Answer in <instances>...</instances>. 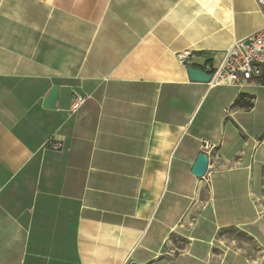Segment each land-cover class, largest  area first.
Segmentation results:
<instances>
[{"label":"crops","instance_id":"obj_1","mask_svg":"<svg viewBox=\"0 0 264 264\" xmlns=\"http://www.w3.org/2000/svg\"><path fill=\"white\" fill-rule=\"evenodd\" d=\"M263 25L257 0H0V264H264V83L187 74Z\"/></svg>","mask_w":264,"mask_h":264},{"label":"built area","instance_id":"obj_2","mask_svg":"<svg viewBox=\"0 0 264 264\" xmlns=\"http://www.w3.org/2000/svg\"><path fill=\"white\" fill-rule=\"evenodd\" d=\"M264 5V0H257ZM189 50L178 54L182 61L190 55ZM264 68V25L244 39L235 41L224 52L219 64L210 70L211 77L207 82L209 87L218 85H241L244 82L259 78ZM83 97L75 96L71 104V110H75L82 102ZM47 148L57 150L61 147L59 142L53 141L52 137L45 142ZM212 146L204 143L203 150Z\"/></svg>","mask_w":264,"mask_h":264},{"label":"water","instance_id":"obj_3","mask_svg":"<svg viewBox=\"0 0 264 264\" xmlns=\"http://www.w3.org/2000/svg\"><path fill=\"white\" fill-rule=\"evenodd\" d=\"M187 74L191 81L195 82H208L211 73L209 70H203L201 68L189 67L187 68ZM58 86H53L48 95L44 98L43 106L46 108H54L56 100L58 98ZM208 169V156L204 152H200L192 166V173L198 177H204ZM128 264H140L135 260H131Z\"/></svg>","mask_w":264,"mask_h":264},{"label":"trees","instance_id":"obj_4","mask_svg":"<svg viewBox=\"0 0 264 264\" xmlns=\"http://www.w3.org/2000/svg\"><path fill=\"white\" fill-rule=\"evenodd\" d=\"M258 81H260L261 83H264L263 80H262V76L259 77V78H256Z\"/></svg>","mask_w":264,"mask_h":264}]
</instances>
